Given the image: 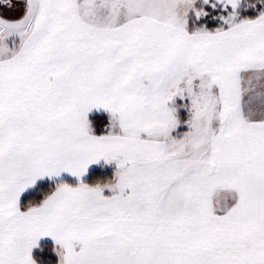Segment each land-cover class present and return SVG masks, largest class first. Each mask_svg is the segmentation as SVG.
I'll return each mask as SVG.
<instances>
[{
  "label": "snow or ice",
  "instance_id": "snow-or-ice-1",
  "mask_svg": "<svg viewBox=\"0 0 264 264\" xmlns=\"http://www.w3.org/2000/svg\"><path fill=\"white\" fill-rule=\"evenodd\" d=\"M0 264H264V0H0Z\"/></svg>",
  "mask_w": 264,
  "mask_h": 264
},
{
  "label": "trees",
  "instance_id": "trees-1",
  "mask_svg": "<svg viewBox=\"0 0 264 264\" xmlns=\"http://www.w3.org/2000/svg\"><path fill=\"white\" fill-rule=\"evenodd\" d=\"M186 115V113L184 114ZM99 123H102L103 121H98ZM96 170L95 175L92 177V181L91 182H102V181H106L107 179L111 178L112 175V170L111 169H105L103 167H96L94 168ZM50 243V241H49ZM46 259H53L51 257L50 254H46Z\"/></svg>",
  "mask_w": 264,
  "mask_h": 264
},
{
  "label": "crops",
  "instance_id": "crops-1",
  "mask_svg": "<svg viewBox=\"0 0 264 264\" xmlns=\"http://www.w3.org/2000/svg\"><path fill=\"white\" fill-rule=\"evenodd\" d=\"M18 13H7L8 16L10 17H15ZM94 168L98 167V166H93Z\"/></svg>",
  "mask_w": 264,
  "mask_h": 264
}]
</instances>
